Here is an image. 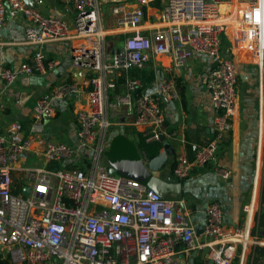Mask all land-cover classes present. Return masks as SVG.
Returning a JSON list of instances; mask_svg holds the SVG:
<instances>
[{
    "label": "built area",
    "instance_id": "built-area-1",
    "mask_svg": "<svg viewBox=\"0 0 264 264\" xmlns=\"http://www.w3.org/2000/svg\"><path fill=\"white\" fill-rule=\"evenodd\" d=\"M32 1L34 6L25 0H0V29L8 19H23V40L35 48L20 65L0 67V97L18 81L32 84V79L57 70L59 62L50 60L45 50L57 41L75 45L72 67L83 70L86 81L80 84L70 75L38 98L27 124L11 122L0 132L4 255L14 264H189L198 251L203 264H264L259 254L264 236L253 217L249 221L255 205L245 225L228 227L221 204L211 203L204 240H199L179 202L137 180L110 175L102 163L111 109L130 108L132 125L151 143L162 139L164 104L180 98L172 79L152 93L138 94L140 81L129 78L124 92L114 98L118 77L163 56L178 70L195 55L215 61L206 76L215 112L214 137L200 145L193 158L176 155L173 176L182 181L216 163L233 129L239 62L258 67L264 92V0H167L157 15L149 14L156 0H58L74 10L71 23L45 15L43 0ZM108 2L114 3L117 23L112 31L124 36L114 50L106 42L109 32L102 18V6ZM82 97L85 101L74 111L76 142L48 138L46 126L60 105ZM215 170L224 179L230 177L223 168Z\"/></svg>",
    "mask_w": 264,
    "mask_h": 264
},
{
    "label": "crops",
    "instance_id": "crops-1",
    "mask_svg": "<svg viewBox=\"0 0 264 264\" xmlns=\"http://www.w3.org/2000/svg\"><path fill=\"white\" fill-rule=\"evenodd\" d=\"M160 7L149 10V14L157 15L167 0H160ZM154 4V3H153ZM66 7L67 12L64 11ZM58 0H43L40 9L45 15H55L68 22L74 18V10ZM25 22L18 18L8 19L0 29V67L13 68L25 62L34 52L33 46L23 40ZM61 43V44H59ZM64 43V42H63ZM55 42L45 47L46 52L59 62L57 70L45 76L43 86L18 81L9 92L0 97V132L11 122L21 121L27 124L33 113L38 98L50 85L53 74L54 81L69 80V76L78 83L86 81L83 70L72 67L73 46ZM70 45V46H69ZM227 52V49H223ZM53 53H55L53 55ZM227 54V53H226ZM239 62V61H238ZM157 72L154 83L142 93L154 92L165 80L175 81L180 95L179 100L164 104L165 125L161 141L163 148L169 151L168 162L156 177L161 181L175 178L172 170L178 154L193 158L200 145L214 137L215 112L210 94L206 88V76L214 67L212 58L195 55L186 67L174 69L171 58L158 57L152 61ZM239 83L233 129L221 144L216 163L196 170L192 175L180 181L181 195L169 193L167 198L179 202L180 208L188 215L196 230L199 240H204L203 231L207 224L206 210L208 205L219 202L224 212V224L228 227L243 226L248 219L250 206L257 203L250 223L255 219V228L264 236V227L260 228L258 217L264 214V92L258 67L253 64L239 62ZM125 76L118 77V88L113 97L124 92ZM71 79V80H72ZM48 82V84H47ZM85 101L70 100L60 105L57 117L45 129L48 138L56 142L73 144L77 140L74 111ZM112 126L107 136L105 151V167L115 169L116 175L137 180L147 185L153 175L146 169L141 146V135L134 128V113L128 107L114 108L110 111ZM255 157L254 169L249 164ZM230 172L224 179L216 173V167ZM176 179V178H175ZM257 200V201H256ZM255 207V206H254ZM259 208V209H258ZM258 210V212H257ZM257 212V213H256ZM257 219V220H256ZM264 251L263 249H261ZM198 263L203 264L200 257Z\"/></svg>",
    "mask_w": 264,
    "mask_h": 264
},
{
    "label": "water",
    "instance_id": "water-1",
    "mask_svg": "<svg viewBox=\"0 0 264 264\" xmlns=\"http://www.w3.org/2000/svg\"><path fill=\"white\" fill-rule=\"evenodd\" d=\"M26 3L29 6H34V3L32 0H25ZM45 81V78H38L32 79L31 83L34 85H41ZM168 156H169V151L165 150L164 152H161L157 157L151 159L148 163H146L145 167L146 169L153 175L152 179L150 182L147 184V187L158 193L161 197H166L168 196L169 193H172L174 195H181V192L179 190H174L177 186L180 188L182 186L180 180H177L175 178H171L168 181H161L156 177V175L161 172L164 167L166 166L168 162ZM117 171L115 169H111L109 171L110 175L115 176ZM26 195L30 194V189H26L25 191ZM4 255L3 251L1 250L0 246V256ZM198 251H195L192 254V257L190 259L189 264H197L198 262ZM209 264H214L213 261H210Z\"/></svg>",
    "mask_w": 264,
    "mask_h": 264
},
{
    "label": "trees",
    "instance_id": "trees-1",
    "mask_svg": "<svg viewBox=\"0 0 264 264\" xmlns=\"http://www.w3.org/2000/svg\"><path fill=\"white\" fill-rule=\"evenodd\" d=\"M160 0H156L154 2L155 7H160ZM121 40H124V36H121ZM125 78L121 80L122 83L125 82L126 78L132 80H138L141 83V87L137 90V93H141L143 90H147L157 78V72L153 67V63H148L144 68H132L128 72H124ZM141 150L143 154H146L148 159H153L157 157L161 153V149L163 148L162 141H156L151 143H146L145 139L141 135ZM175 166V165H174ZM174 168V167H173ZM173 171V170H172ZM173 173V172H172ZM258 222L260 228L264 227V214H260L258 217ZM260 256H264V251L259 250ZM257 261V260H256ZM0 264H14L8 256L2 255L0 256ZM197 264H201L197 263Z\"/></svg>",
    "mask_w": 264,
    "mask_h": 264
},
{
    "label": "rangeland",
    "instance_id": "rangeland-1",
    "mask_svg": "<svg viewBox=\"0 0 264 264\" xmlns=\"http://www.w3.org/2000/svg\"><path fill=\"white\" fill-rule=\"evenodd\" d=\"M63 7H64V11L67 12L66 7L64 5H63ZM113 7H114V3H112V2H108V3H106V4H104L102 6V18L104 20V29L108 30V32H109V35L106 38V42H107L110 50H114V49L120 48L122 46V43H123V41L121 40V35H119L117 32L112 31L114 29H117L116 28L117 27L116 19L113 16ZM57 42H62L63 43V41H57ZM59 44H61V43H59ZM63 44L65 45L67 43L64 42ZM67 46H68V44H67ZM228 47H229V44L226 41L225 45H224L225 50L228 49ZM54 54L55 53H53V55ZM47 55H48V58L50 60L57 61V59H55L56 55H54V58L48 52H47ZM51 75H52V77H51L52 81H50V85L48 86V88L49 87H53V86L63 82V81L57 80V79L54 81L53 74H51ZM47 84H48V82H47ZM228 137L229 136H227V139H228ZM105 159H106V157L105 158L103 157V161H102L103 165H105ZM249 164L251 165L252 169H254V165H255V157L254 156L252 157V159H250ZM257 203L258 202L255 203L254 213H255V210L257 208ZM257 212H258V210H257ZM254 221H255V219H254ZM254 221H253V225H254ZM235 264H238V262H236ZM254 264H258V262L256 261V262H254Z\"/></svg>",
    "mask_w": 264,
    "mask_h": 264
},
{
    "label": "bare ground",
    "instance_id": "bare-ground-1",
    "mask_svg": "<svg viewBox=\"0 0 264 264\" xmlns=\"http://www.w3.org/2000/svg\"><path fill=\"white\" fill-rule=\"evenodd\" d=\"M253 214H254V210H253Z\"/></svg>",
    "mask_w": 264,
    "mask_h": 264
}]
</instances>
